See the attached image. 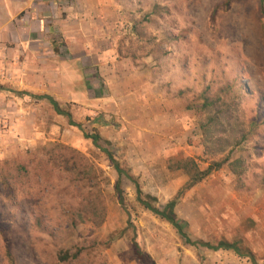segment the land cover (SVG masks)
Returning <instances> with one entry per match:
<instances>
[{
	"label": "rangeland",
	"instance_id": "rangeland-1",
	"mask_svg": "<svg viewBox=\"0 0 264 264\" xmlns=\"http://www.w3.org/2000/svg\"><path fill=\"white\" fill-rule=\"evenodd\" d=\"M116 4L122 12L120 16L135 24V36L123 34V43L130 45L145 65H152L153 79L162 92L178 99L180 92L191 90L173 102L191 127L180 144V154L174 152L168 158H156L167 145L133 131H129L130 140L120 135L107 147L139 179L145 194L156 197L159 206L164 207L188 179L183 171H170L169 163L190 154L201 169L207 167L199 120L194 110L187 112V105L190 101L194 104L195 96L207 87L212 93L229 83L246 89L240 95L245 121L249 124L257 118L259 126L232 155L233 160L240 161L236 167L241 176L224 166L188 191L176 212L192 241L216 245L221 240L243 239L262 264V0H116ZM3 88L11 89L7 85ZM82 124L91 132L97 131L86 121ZM65 135L77 144L68 146L84 154L104 173L81 182L56 168L51 176L38 177L30 171L28 176L12 177L10 189L0 183V264H144L134 256L135 239L156 264H232L227 258L232 253L189 246L171 225L145 211L137 201L134 185L126 178L122 179L123 206L115 192L118 175L108 159L79 130L71 129ZM57 142L29 151L52 149ZM185 146L191 149L186 152ZM26 151H14L6 159L27 161ZM103 215L105 220L98 226Z\"/></svg>",
	"mask_w": 264,
	"mask_h": 264
},
{
	"label": "crops",
	"instance_id": "crops-1",
	"mask_svg": "<svg viewBox=\"0 0 264 264\" xmlns=\"http://www.w3.org/2000/svg\"><path fill=\"white\" fill-rule=\"evenodd\" d=\"M119 8L116 0H0V87L11 88L0 89V159L48 142L77 146L65 137L77 128L46 97L110 143L133 131L167 145L156 158L180 154L191 127L173 106L180 96L167 97L152 65L123 43L135 24Z\"/></svg>",
	"mask_w": 264,
	"mask_h": 264
},
{
	"label": "trees",
	"instance_id": "trees-1",
	"mask_svg": "<svg viewBox=\"0 0 264 264\" xmlns=\"http://www.w3.org/2000/svg\"><path fill=\"white\" fill-rule=\"evenodd\" d=\"M262 11L264 16V0H262ZM0 89L3 90L4 88L0 87ZM186 91L185 93H188L191 90L187 89ZM243 91H246V89L236 88L232 83L221 87L215 93H212L210 87H207L195 96L196 101H194V104L190 101L189 105H187V112L194 110L199 120L197 126L202 136L200 144L203 148V157L206 160L207 167L201 169L197 159L193 157H187L169 163L168 169L170 171H183L188 179L178 190L175 197L164 207L159 206L156 197L145 194L139 179L128 168L124 167L116 159L115 154L107 147L110 145V142L104 140L99 133L87 130L82 123L75 122L69 109L61 106L50 97L46 98L51 103L57 115L65 117L70 126L77 128L85 139L91 140L101 155L108 159L118 175L115 192L123 206L125 205V201L123 197L122 179L126 178L134 185L137 201L142 208L171 225L187 245L195 248H207L214 252L221 250L230 252L241 260V262L260 264L256 259V255L243 239L234 241L221 240L216 245L203 241H192L176 212L177 205L188 191L202 183L214 172L221 170L224 166H228L235 176H241L242 172H239L236 167L240 161L233 160L232 155L235 150L239 149L247 141L259 126L257 118L253 119L249 124L245 121L244 112L240 106V95ZM185 93L180 92L178 95L183 97L182 95ZM187 122L191 126V123L189 121ZM25 154L29 157L27 161L0 160V183L6 185L7 189L11 188L9 182L12 177L28 176L30 175V171H34L38 177H46L51 176L56 168H61L68 174L75 176V178L77 177V180L81 182L92 181L97 179L99 174L104 173L103 170L95 166L84 154L60 142H57L52 149L40 147L35 152L27 150ZM41 155L45 156L46 159H42L40 157ZM75 182L73 179V183ZM2 218L3 213L0 212V219ZM104 220L105 215L102 216L98 226ZM129 224L131 225L132 223L129 221ZM0 230L2 231V229ZM132 246L134 256L137 260L144 264H156L151 255L140 247L136 239L133 240Z\"/></svg>",
	"mask_w": 264,
	"mask_h": 264
}]
</instances>
